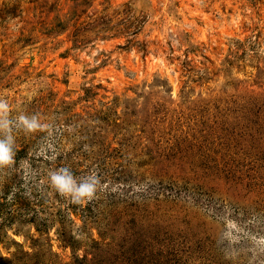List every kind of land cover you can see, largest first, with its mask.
<instances>
[{"label":"rangeland","instance_id":"374dc122","mask_svg":"<svg viewBox=\"0 0 264 264\" xmlns=\"http://www.w3.org/2000/svg\"><path fill=\"white\" fill-rule=\"evenodd\" d=\"M0 147V264H264V0H0Z\"/></svg>","mask_w":264,"mask_h":264},{"label":"clouds","instance_id":"9594fccd","mask_svg":"<svg viewBox=\"0 0 264 264\" xmlns=\"http://www.w3.org/2000/svg\"><path fill=\"white\" fill-rule=\"evenodd\" d=\"M10 161H11V157L9 156L7 149L0 147V164H6L9 163ZM52 182L55 185L59 186L61 190L64 192L71 191L68 182L63 176L53 174ZM77 191H79L82 195L87 194L90 196L92 194L93 189L89 185H81L77 189Z\"/></svg>","mask_w":264,"mask_h":264}]
</instances>
